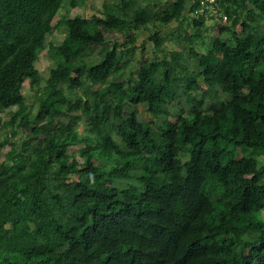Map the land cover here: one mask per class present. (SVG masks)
Returning <instances> with one entry per match:
<instances>
[{
	"label": "trees",
	"instance_id": "16d2710c",
	"mask_svg": "<svg viewBox=\"0 0 264 264\" xmlns=\"http://www.w3.org/2000/svg\"><path fill=\"white\" fill-rule=\"evenodd\" d=\"M217 1L230 24H215L204 53L190 47L196 72L164 57L116 83L109 79L136 40L113 41L97 62L86 60L90 49L149 23L189 21L183 38L192 43L207 30L193 16L199 0L157 1L162 12L120 0L103 5L102 17L63 20L65 37L46 50L54 62L46 79L35 64L62 6L78 2L0 0V111L24 103L26 81L40 100L36 115L25 108L0 120V133L9 131L0 141V151L9 146L0 161V264H264V0ZM165 38L149 37L158 51ZM198 80L212 92L197 98ZM111 94L132 98L111 104ZM183 98L188 108L163 128L159 117L171 118ZM82 119V148L68 153ZM42 123L54 125L42 133ZM67 173L77 180L57 178ZM110 178L133 183L120 189Z\"/></svg>",
	"mask_w": 264,
	"mask_h": 264
},
{
	"label": "rangeland",
	"instance_id": "374dc122",
	"mask_svg": "<svg viewBox=\"0 0 264 264\" xmlns=\"http://www.w3.org/2000/svg\"><path fill=\"white\" fill-rule=\"evenodd\" d=\"M78 2L77 7L70 8L68 4H64L58 14L56 15L54 19V23H58V27L55 28L50 35L47 36L46 42H45V49L41 52L39 55V59L36 62L35 66L36 69L41 74V77L43 79H46L49 75V71L51 67L54 65L53 60L51 59L50 55L47 53L48 44L52 43L53 45L59 44L63 38L65 37V27L62 23L63 20L67 18H73L75 16H81L84 18H90L91 16H103V5H109L113 6L119 3L120 0H75ZM157 1H160L163 4H166V2H171V0H150V2L146 0H140V4L148 3L147 9L150 11H158L162 12L163 8L158 7L156 4ZM163 7V5H160ZM190 16V15H189ZM188 17V16H187ZM189 22V21H188ZM188 22L183 23L182 29H178V25L176 23H171L168 25H160V24H151L147 26V29H143L137 33L132 32H125V33H108L106 34L108 42L105 48L102 47H92L88 53V56L86 60L88 62H97L101 56L102 52L106 49H110L111 44L113 41L118 42L119 44L124 43L128 40V38H134L136 40L135 46L130 47L128 53L126 56H124L123 60L121 61V65L119 66L118 71L110 77L109 80L117 82H126L129 78H135L136 72L138 71L139 64L143 60H147L148 62L154 61L156 59L160 60L162 58H167L170 62L173 63H180L183 68L187 70L188 73L196 72L195 67V61L192 58L189 50L190 47H192L198 54L204 53L206 50V46L212 39L216 38L218 36V30L217 26L211 22H205V25L207 26V30H201L200 31V38H196L193 40L192 43H189L187 40H184L183 35L184 32L189 33L192 30V27L189 25ZM229 21L227 20V23L225 25H229ZM259 30L261 32H264V27L261 25L259 26ZM165 36V42L163 46L161 47L160 51L156 50L154 48V42L149 39L150 35L152 34ZM236 33L241 34V28L239 26L236 27ZM128 36V37H127ZM220 60V56L216 55V61ZM188 75H184V79L187 80ZM200 82L199 90H196L194 95L197 98H200L201 92L203 90H207L209 92H212V89L208 88L206 85L202 83L201 80H198ZM101 87V85L97 84L93 87V90H97ZM22 94L25 98L24 103H20L15 107H12L8 110H2L0 111V120L6 121L9 118L10 113H17L24 111L25 108H28V112L30 115H36L40 100L38 97H36L35 93L30 89L28 82H24L22 87ZM64 94L67 97H70L72 99H75L77 96L82 95V90H76L74 93H70L66 89H64ZM218 96L220 98H225L224 95L221 93H218ZM131 96L127 94H119V95H108L106 97V100L108 103L115 104V103H129L131 100ZM180 108H188V105L185 102V98L178 99L172 102L170 106L171 114L173 115L171 118L160 116L158 119L159 124L163 128H168L171 124L174 123L175 118L174 115L176 111ZM131 109L135 110L136 107L131 105ZM138 114L140 119L147 120L149 118V115L146 113L144 108L138 107ZM61 120L65 122L67 118L62 117ZM54 124L52 123H42L41 126V132L45 133L50 128L53 127ZM85 125L84 119H82L78 125L75 127L74 131L76 133V138L78 144L75 146H72L68 153H75L79 149L82 148V141L84 140L85 134L83 132V127ZM9 131L5 130L2 133H0V141L3 139L4 136L9 135ZM24 133L22 131H19L17 135L12 139V141L18 145L21 142V139L23 137ZM101 151L109 152L111 151L101 146L99 148ZM9 151V146H6L0 151V161L3 160L4 155ZM78 158V157H76ZM180 158L182 162L187 161L188 155L181 154ZM79 159V158H78ZM80 160V159H79ZM258 165H261L264 162V154L257 156ZM96 162L110 166L112 164L117 165V161L112 163H107L106 160L103 158L97 156ZM78 174L76 173H67L65 175H57V178L60 180H64L66 182L77 180ZM133 181H120L116 180L114 178H110L107 180V185L119 187L122 189L127 184H131ZM29 237H32L30 235Z\"/></svg>",
	"mask_w": 264,
	"mask_h": 264
},
{
	"label": "built area",
	"instance_id": "2783aa9c",
	"mask_svg": "<svg viewBox=\"0 0 264 264\" xmlns=\"http://www.w3.org/2000/svg\"><path fill=\"white\" fill-rule=\"evenodd\" d=\"M200 7L194 12L193 16H201L205 22L213 24L227 23V16L223 13L217 0H199Z\"/></svg>",
	"mask_w": 264,
	"mask_h": 264
}]
</instances>
